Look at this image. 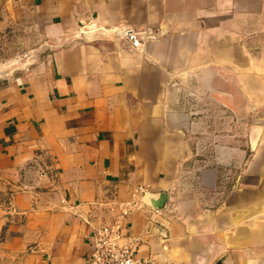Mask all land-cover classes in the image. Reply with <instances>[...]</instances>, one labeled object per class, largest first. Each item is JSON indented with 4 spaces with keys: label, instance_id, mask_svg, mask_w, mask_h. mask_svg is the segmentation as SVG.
Returning <instances> with one entry per match:
<instances>
[{
    "label": "crops",
    "instance_id": "1",
    "mask_svg": "<svg viewBox=\"0 0 264 264\" xmlns=\"http://www.w3.org/2000/svg\"><path fill=\"white\" fill-rule=\"evenodd\" d=\"M2 17L48 48L0 83L5 264H86L138 185L140 257L264 264V0H6ZM210 106L248 137L209 139L231 130Z\"/></svg>",
    "mask_w": 264,
    "mask_h": 264
},
{
    "label": "rangeland",
    "instance_id": "2",
    "mask_svg": "<svg viewBox=\"0 0 264 264\" xmlns=\"http://www.w3.org/2000/svg\"><path fill=\"white\" fill-rule=\"evenodd\" d=\"M6 0H0V83L7 81L12 78L17 69H21L33 64L38 58L45 56L48 53L46 48V42L39 36L34 34L29 27L23 22L18 23H6L3 20V13ZM209 116L218 124L228 126L229 132H211L206 135L209 139H234L239 137L241 140L248 137V133L241 129L237 131V127L234 125L232 116L226 115L219 107L210 106ZM207 119V117H205ZM236 122V121H235ZM231 126V128H230ZM242 127V126H241ZM235 129V130H234ZM229 134V138H227ZM225 135L226 137H222ZM210 136V137H209ZM205 137V139L207 138ZM5 260L0 257V264H5Z\"/></svg>",
    "mask_w": 264,
    "mask_h": 264
},
{
    "label": "built area",
    "instance_id": "3",
    "mask_svg": "<svg viewBox=\"0 0 264 264\" xmlns=\"http://www.w3.org/2000/svg\"><path fill=\"white\" fill-rule=\"evenodd\" d=\"M134 45L140 43L132 28L125 30ZM149 192V185H138L134 189V199L118 205L113 219L96 229L92 237V248L86 257V264H154L151 258L138 255V243L125 233V220L140 204V197Z\"/></svg>",
    "mask_w": 264,
    "mask_h": 264
},
{
    "label": "water",
    "instance_id": "4",
    "mask_svg": "<svg viewBox=\"0 0 264 264\" xmlns=\"http://www.w3.org/2000/svg\"><path fill=\"white\" fill-rule=\"evenodd\" d=\"M166 200H167V195L166 193L162 192V193H159L157 198L151 199V204L154 207H162L164 206Z\"/></svg>",
    "mask_w": 264,
    "mask_h": 264
}]
</instances>
